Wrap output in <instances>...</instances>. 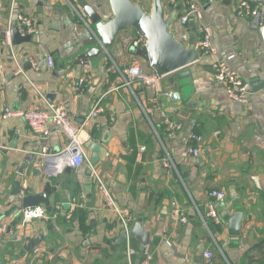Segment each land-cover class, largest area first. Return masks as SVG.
Returning a JSON list of instances; mask_svg holds the SVG:
<instances>
[{
	"label": "crops",
	"instance_id": "obj_1",
	"mask_svg": "<svg viewBox=\"0 0 264 264\" xmlns=\"http://www.w3.org/2000/svg\"><path fill=\"white\" fill-rule=\"evenodd\" d=\"M129 1L150 16L160 8L169 33L186 49L191 46L188 26L180 23L182 0ZM194 1L213 30L218 56L200 54L185 69L187 85L177 81V73L164 75L161 83L171 98L160 99L162 108L183 126L170 136L152 109L151 92L122 84L119 71L134 61L145 73L155 70L130 52L135 28L109 36L116 0H0V32L18 15L38 24L29 41H13L10 48L0 39V264H128L124 229L95 181L85 176L88 165L67 173L38 155L44 148L58 153L65 137L53 130L40 138L23 119H3L7 107L25 111L51 103L64 106L88 134L90 161L98 157L96 146L104 148L94 168L116 203L131 211L132 229L142 221L150 233L151 264H264L262 34L255 20L236 17L239 0ZM217 59L252 84L248 104L231 101L215 81ZM83 77L88 84L80 92ZM257 81L263 86L254 91ZM97 105L101 112L88 118ZM191 134L200 136L201 144H191ZM189 146L199 147L201 155L182 159L180 152ZM214 190L226 194L225 202L215 203L220 225L208 217ZM28 195L46 200L25 209ZM174 202L184 210L186 224L174 218ZM132 246L139 264L141 245L132 238Z\"/></svg>",
	"mask_w": 264,
	"mask_h": 264
},
{
	"label": "built area",
	"instance_id": "obj_2",
	"mask_svg": "<svg viewBox=\"0 0 264 264\" xmlns=\"http://www.w3.org/2000/svg\"><path fill=\"white\" fill-rule=\"evenodd\" d=\"M48 1L52 2L53 0ZM182 2L184 5V13L180 18V23L183 26H188L191 21H194L197 25V33L199 34L198 51L203 56L217 57L218 50L213 44V30L203 22V13L200 5L194 0H182ZM236 17L239 19H258L259 29L264 43V0H239L236 7ZM14 28L18 29L21 36H32L37 33L38 24L34 18L24 15H18L15 20L10 19L8 28L0 32V39L10 48L13 45L12 31ZM75 33L77 37L81 35L78 28H75ZM131 45L135 49L147 47L148 39L142 32L137 31L135 37L132 38ZM48 65L49 67L53 66V59L51 57H48ZM81 65L83 69L88 68V62L86 61L81 62ZM212 68L215 81L223 86L231 101L241 105L249 103L252 90V84L250 82L243 80L232 67L221 59H217L213 63ZM20 73H22V70L17 71V74ZM119 73L122 84L125 87L133 89L135 85H139L151 92L149 101L152 109L159 115L161 123L165 126V130L170 136L182 130L183 126L173 121L167 115L160 102V99L163 97L171 98V93L166 91L161 83L164 75H159L155 71L154 73H145L137 61H134L128 68L120 70ZM85 84H88V80L83 77L78 83V90L80 92L83 90ZM111 90L116 91L117 88L113 86ZM100 112L101 109L97 105L88 118H96ZM12 117L23 119L32 132L40 138L46 139L51 135L53 130L59 131L65 137L66 144L58 153L53 154L49 149L44 148L38 154L40 157L52 159L56 163H59V168L68 166L72 170H78L84 164L91 167L86 149L89 136L82 128L74 125L69 112L64 106L51 103L48 104L47 109L32 107L25 111H15L10 107L5 108L3 119L6 120ZM188 141L191 144L197 143L199 145L202 142V138L196 134H191L188 137ZM200 155V148L193 146H189L180 152L182 159L198 158ZM91 169V178L95 181L104 204L110 211L117 215L126 234V257L128 264H134V257H136L137 251L132 246V238L130 236L134 220L133 215L128 208H123L116 203L108 186L100 177L97 170L94 167H91ZM209 197L211 202L208 204V217L212 218L217 225H220L221 221L215 203L225 202L226 194L222 191L214 190L210 192ZM172 207L174 218L178 219L180 223L186 224L188 221L181 206L174 202ZM33 214L39 217L41 216L37 212H33ZM35 254H40V250L37 249ZM205 257L210 259L213 255L212 253H206ZM151 260V254L146 249L139 264H151Z\"/></svg>",
	"mask_w": 264,
	"mask_h": 264
},
{
	"label": "water",
	"instance_id": "obj_3",
	"mask_svg": "<svg viewBox=\"0 0 264 264\" xmlns=\"http://www.w3.org/2000/svg\"><path fill=\"white\" fill-rule=\"evenodd\" d=\"M116 11L117 17L107 29L109 36L127 27H133L137 31L142 32L148 39V46L139 49L132 47L130 49L131 54L144 57L150 67L159 75L177 73V81H184L186 85L191 83L190 72L185 69L192 65L200 55L197 49L199 34L194 21H191L187 27L190 32L191 46L186 49L183 44L177 42L174 36L169 33L168 23L164 21L160 8H155L154 14L150 16L141 7H136L129 0H116ZM89 14L93 17L92 12L89 11ZM255 22L258 24L259 20L256 19ZM12 37L15 43L31 39V36L22 37L16 28L12 31ZM96 42L93 39L92 43L96 44ZM262 86L263 84L257 81V84L253 86V90H259ZM176 95L177 93L172 98L175 99ZM96 149L98 157L92 158L90 161L91 167H94L105 153L104 148L100 146H96ZM91 167L88 166L85 170L87 178H91ZM65 171L71 173L72 169L67 166ZM16 187L18 189L19 184ZM17 194H21V192L19 191ZM45 200L46 195H28L23 199V206L25 209L35 208ZM124 236L126 240L125 233ZM130 236L139 241L141 245L139 256L143 257L144 251L150 246L151 235L144 230L142 221H138L135 224Z\"/></svg>",
	"mask_w": 264,
	"mask_h": 264
}]
</instances>
